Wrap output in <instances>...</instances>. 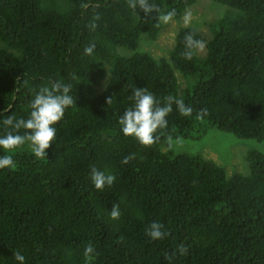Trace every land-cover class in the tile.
I'll return each instance as SVG.
<instances>
[{
    "label": "trees",
    "instance_id": "1",
    "mask_svg": "<svg viewBox=\"0 0 264 264\" xmlns=\"http://www.w3.org/2000/svg\"><path fill=\"white\" fill-rule=\"evenodd\" d=\"M197 1L149 0L156 10L145 16L129 0H0V115L25 116L33 92L57 78L75 102L46 157L25 144L12 153L16 167L0 169L2 264H16L14 252L25 264H86L88 244V264H264V153L248 150L249 174L228 176L200 154L162 150L166 135L197 126L264 139V0H212L232 11L209 39L184 26L168 57L137 49L142 35L157 39L159 14L174 9L179 20ZM186 33L206 41L203 56L184 58ZM176 71L195 80L182 87ZM135 87L181 98L192 114L173 105L160 139L143 146L118 124ZM92 167L113 184L95 189ZM153 221L164 233L156 240L146 235Z\"/></svg>",
    "mask_w": 264,
    "mask_h": 264
},
{
    "label": "clouds",
    "instance_id": "2",
    "mask_svg": "<svg viewBox=\"0 0 264 264\" xmlns=\"http://www.w3.org/2000/svg\"><path fill=\"white\" fill-rule=\"evenodd\" d=\"M129 7L139 8L145 16L151 15L156 10L155 5L149 3V0H129ZM174 16L173 9L159 14L157 20L167 23ZM185 20L187 22V17ZM183 42L185 48L183 56L186 60H191L194 52L202 50L205 46L203 40L194 38L191 33L185 34ZM94 48V44H89L83 49V54L91 56ZM71 90L72 85L61 78L50 80L33 92L25 116L0 115V128L3 129L0 131V152L3 153L0 154V169H14L16 163L12 153L25 144L30 145L34 158L47 156L46 150L56 139L58 122L63 120L65 110L75 103L73 95L70 94ZM130 100L131 105L118 117L119 131L125 137H133L143 146H150L160 139V132L168 125L167 117L173 111V105L181 116H190L193 111L183 99L171 95L166 96L161 102L146 87H135L131 92ZM111 102L112 99L107 100L108 104ZM165 140L169 148L183 143L180 136L166 135ZM132 158V155L125 156L122 163H127ZM90 179L95 189L103 190L105 186L113 184L115 176L92 167ZM119 214V206L114 204L109 216L117 219ZM163 234L162 225L155 221L146 229V235L152 240L161 238ZM92 252L91 244L85 246L86 264L91 259L89 254ZM12 259L16 264H25V256L20 252H14Z\"/></svg>",
    "mask_w": 264,
    "mask_h": 264
},
{
    "label": "rangeland",
    "instance_id": "3",
    "mask_svg": "<svg viewBox=\"0 0 264 264\" xmlns=\"http://www.w3.org/2000/svg\"><path fill=\"white\" fill-rule=\"evenodd\" d=\"M229 11L232 9L227 5L212 0H198L195 5L184 12L179 20L171 18L167 23L163 22L164 26L156 40L150 41L145 35H142L137 49L147 51L156 58L168 57L175 44L176 34L181 27L192 26L197 28L207 40L212 35L210 24ZM204 43L206 45V41ZM117 51L124 55L133 53L132 50L124 47H119ZM197 52L199 56H203L206 52V46ZM176 75L182 87L195 80V77L184 76L179 71H176ZM98 88L101 89L102 85ZM204 122L201 120V123ZM199 128L200 126H197L190 132L189 136L181 137L183 143L180 145L169 148L165 144L162 146V150L170 149L177 153L200 154L223 166L228 176L233 173L249 174L245 159L248 150L256 149L264 153V139L259 141L254 138H241L214 126H209L205 132L201 133Z\"/></svg>",
    "mask_w": 264,
    "mask_h": 264
}]
</instances>
